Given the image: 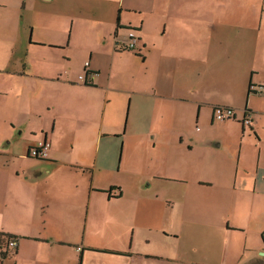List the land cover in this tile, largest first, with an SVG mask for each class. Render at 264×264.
Listing matches in <instances>:
<instances>
[{
  "label": "crops",
  "instance_id": "obj_1",
  "mask_svg": "<svg viewBox=\"0 0 264 264\" xmlns=\"http://www.w3.org/2000/svg\"><path fill=\"white\" fill-rule=\"evenodd\" d=\"M0 234V264H264V0H0Z\"/></svg>",
  "mask_w": 264,
  "mask_h": 264
},
{
  "label": "built area",
  "instance_id": "obj_2",
  "mask_svg": "<svg viewBox=\"0 0 264 264\" xmlns=\"http://www.w3.org/2000/svg\"><path fill=\"white\" fill-rule=\"evenodd\" d=\"M139 41L137 31L133 28L129 29L125 48L134 50ZM89 65V62H86ZM85 74H80V78H84ZM215 119L223 121L231 118L234 115V109L230 106L216 105L214 109ZM51 147V141L48 138L38 139L31 144L28 154L31 157L43 158L47 156L48 150ZM17 246V239L14 237H7L0 234V260L4 258V254H12L13 249ZM7 255V256H8Z\"/></svg>",
  "mask_w": 264,
  "mask_h": 264
},
{
  "label": "trees",
  "instance_id": "obj_3",
  "mask_svg": "<svg viewBox=\"0 0 264 264\" xmlns=\"http://www.w3.org/2000/svg\"><path fill=\"white\" fill-rule=\"evenodd\" d=\"M7 255H8V254H4V258L9 257V255H8V256H7ZM4 258H3V259H4Z\"/></svg>",
  "mask_w": 264,
  "mask_h": 264
},
{
  "label": "rangeland",
  "instance_id": "obj_4",
  "mask_svg": "<svg viewBox=\"0 0 264 264\" xmlns=\"http://www.w3.org/2000/svg\"><path fill=\"white\" fill-rule=\"evenodd\" d=\"M131 28H133V27H130L129 29H131ZM129 29H128V31H129ZM134 29V28H133ZM84 74V73H83Z\"/></svg>",
  "mask_w": 264,
  "mask_h": 264
}]
</instances>
